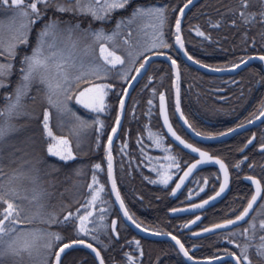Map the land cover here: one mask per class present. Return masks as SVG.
<instances>
[{"label":"trees","instance_id":"obj_1","mask_svg":"<svg viewBox=\"0 0 264 264\" xmlns=\"http://www.w3.org/2000/svg\"><path fill=\"white\" fill-rule=\"evenodd\" d=\"M187 1L131 0L126 9L114 12L106 20H94L91 15L59 13L54 8H48L45 11L43 6L38 4L37 7L41 9L43 16L34 25H31L28 43L21 44L16 49L11 75L5 80L7 86L0 88V109L6 107L8 104L6 97L14 93L20 81L23 57L31 54L32 47L36 43L37 33L50 19L78 23L83 28H102L109 32L118 21L129 17L135 7L158 6L165 9L162 40L170 47L158 46L157 49L149 53L167 52L178 61L181 70V107L194 129L202 134L217 135L254 119L264 106V69L262 64L253 63L236 75L222 76L207 74L188 65L174 46L175 22L180 9ZM30 2L31 0H26V3ZM241 11H244L246 15L256 14L255 20L245 24L239 15ZM262 11H264V4L261 3V0H249L247 8L243 7L241 0H200L190 9L183 21L182 31L188 53L197 61L218 68L233 66L246 56L264 54V22L261 21L259 15ZM12 14L13 12L7 9L0 11V17L3 16L7 20ZM232 21H235V24ZM154 22L159 27L158 21ZM131 29L134 30V28ZM197 29L205 35H197ZM131 33L130 31L129 34ZM129 34L126 38L127 43H134ZM8 59L7 55L0 57V62H7ZM115 80L116 78H111L110 81H105V83L113 85V90L108 101L110 107L101 115L102 129L99 124L95 123L100 114L97 115L85 109L75 100L68 102L70 109L68 113L69 115L74 113L75 117L80 118V121H77L73 116H64L60 119L57 117L60 112L54 106L55 104L47 106L44 103L45 100L39 96L38 85H35L31 90L30 97L35 104L31 107L28 127L34 133V155L37 157L41 169L46 172L43 174L45 179L47 178L52 185L50 192L55 195L50 198L47 206L59 213L57 216L59 220H63L65 213L75 212L90 199L91 190L88 185L92 183L95 173L99 184H103L105 187L101 199L105 200L103 213L106 215V221L111 222L113 218L118 217L120 237L113 238L110 226L106 230L99 229L96 234H93L100 236L101 243L86 236H78L68 224L52 223L49 226L54 230V233L63 234L64 243L76 239H86L94 243L102 251L106 264H154L161 259L162 264H179L182 260L180 256L176 255L173 244L166 241L154 242L138 238L127 227L126 231L130 240H127L125 248L122 249L123 223L111 198L106 161V144L119 115L123 88L125 89L127 86V84ZM161 94L168 97L170 115L176 129L186 135L175 115L172 68L163 60L155 61L134 88L126 105L122 129L113 147L116 180L120 193L135 218L151 229L178 234L177 236L181 238L182 242L189 247L192 240L186 235V231L185 234L179 233L178 228L180 229L182 223H186L193 215L182 217L172 215L176 207L186 203L181 202L183 196L177 199L173 198L171 191L179 172L194 158L175 146L165 135L158 107V99ZM45 111L50 114L49 126L54 135L68 138L74 159L63 161L47 153L50 138L46 136L43 128ZM76 123L82 124L80 128H85V131L76 134V129L74 130ZM252 132L250 130L240 133L221 143L200 144L201 147L213 155L219 156L227 163L232 174V187L228 196L221 203L204 212V221L199 227L210 226L233 218L245 208L253 192L251 185L244 181L246 174L258 177L264 186V151L259 150L264 145V123L255 129L256 142L248 147L247 142ZM98 143L99 146H97ZM5 156L7 155L5 154ZM96 164L101 165V170L94 169ZM160 164L164 169L168 167V164H179V169L171 167L172 179L166 185L159 182V174L162 173ZM44 165L49 168H44ZM205 171L217 174V169L213 167H209ZM5 175L3 171V176ZM152 181L157 182L152 183ZM99 184L94 185V188H97ZM210 185L211 187L205 193L199 194L196 200L208 197L218 189V174L211 180ZM4 192L8 193L6 190ZM6 199L10 200L11 197H6ZM263 201L264 194L258 208ZM13 203L22 208L16 199H13ZM102 207L104 206L102 205ZM26 219L21 214L22 223L17 224L16 228L30 226L27 225ZM32 224L33 226L42 225L37 221H32ZM47 225L48 223H46ZM246 225L247 223L243 226ZM216 237L213 235L206 238L203 242L205 244L192 251V256L200 258L218 254V248L225 246H219ZM135 238L140 240L141 250L135 247L134 244H137L134 241ZM56 243L60 244V242ZM106 244H108V248ZM129 257L132 259L130 260ZM253 261L256 264H264V260L261 261L257 257H254ZM21 263L24 262L20 257H6L4 261V264ZM61 264L97 263L87 250L75 249L64 256Z\"/></svg>","mask_w":264,"mask_h":264},{"label":"snow or ice","instance_id":"obj_2","mask_svg":"<svg viewBox=\"0 0 264 264\" xmlns=\"http://www.w3.org/2000/svg\"><path fill=\"white\" fill-rule=\"evenodd\" d=\"M131 3V0H31L30 3H26V0H0V11L7 9L14 13L15 16L22 18L25 23L20 25V34L14 38V41L5 47L3 41H0V57L7 55L9 58L7 62H0V88L6 87L7 84L5 80L11 75L13 69L12 61L16 56V49L21 44L28 43V32L31 30V25H34L39 21L43 12L40 8L37 7L38 4L43 6V9L46 11L48 8H54L59 13H72L76 15H91L94 20H106L111 17V15L119 10H124ZM192 0L184 5V8L180 9V17L184 15V9H186ZM261 3L264 4V0H261ZM241 4L244 8L248 7L249 0H241ZM240 18L245 24H248L255 20L256 14L246 15L244 11L239 13ZM261 21L264 22V11L260 14ZM178 17L175 22V32H176V43L183 48L184 41L179 35L181 32V18ZM144 20H156L158 21L159 27L156 25H148L153 28L154 33L156 34L153 39L150 41V48L146 47L145 51L151 50L157 46L170 47L167 43H164L162 40V27L165 22V9L157 8L153 6H137L135 7L130 16L124 19H121L117 22L116 30L112 32L111 35H106L103 30L92 32L91 35L94 37L93 44H99L101 41L104 43L112 42V49L101 46L99 56H96L94 51L91 54L89 59V66L87 71H83L84 63L74 52H70L65 55V49L59 47L60 36L67 34L71 38L77 31L80 30V25L64 23L58 19H50L47 23L43 25L41 30L37 33V39L35 45L32 47L31 54L25 55L21 61V77L20 81L14 90V93L7 96L8 104L4 109H0V117L7 116L8 120L5 123H0V181L3 179V164L4 159V140L6 135H10L12 132L16 131L15 125L11 124L12 117L20 115L22 108V101L27 96L33 85L42 86L45 90L47 100L50 105L53 104V96H63V101L57 103L54 106L57 108L58 112H69L68 102L75 100L77 104H80L85 109L96 113L99 115L107 110L110 105L106 103V98L109 95V92L112 90L113 85L108 83H102L100 81L107 78L109 73L113 70H116V75L121 79L127 80L126 75H122L123 66L126 64L125 57L127 61L132 63L135 62V59L143 56V53L137 52L136 55H133L131 50H125L120 48L114 41V37L121 35L119 31L122 27L132 28L138 25L141 21ZM235 24V21H232ZM142 32H145V28L139 29ZM85 39L87 38L88 32L85 30L83 33ZM197 35L204 36L205 34L197 29ZM127 43V41H125ZM73 48L76 47L74 43ZM92 46L85 45V49H88ZM124 51L125 56L117 55L116 52ZM163 54V53H160ZM187 54V53H185ZM188 59H192L191 56ZM259 59L264 61V56H260ZM80 61L79 68L77 67V61ZM145 62L140 64V67L136 69L137 73H140V70L145 68L148 58H144ZM199 63V61H196ZM246 63V61L241 60L240 64H234L233 68H239L241 64ZM172 64L175 65L176 61L172 60ZM121 68H117V66ZM110 66V67H109ZM207 67V65H205ZM220 71L221 69H215ZM103 74V75H101ZM132 80H136L137 77L133 76ZM179 79V73L177 72V80ZM78 93V94H77ZM89 94H94V99L92 102H88L86 97ZM124 95H127V89H124ZM161 106L163 108V102L165 97L163 94L160 95ZM151 104V101H149ZM124 100L120 101V109L123 111ZM177 110H179V89L177 87ZM49 113L44 112L43 128L48 138L53 143H50L47 148V153L51 156L59 157L63 161H68L74 159V154L71 147L69 146V140L65 137H59L54 135L52 128L49 126ZM75 116V114H72ZM261 116H264V111L260 113ZM77 121H80L79 117H75ZM164 122L168 126V131L174 136L177 140H180L179 136H176V133L172 130L170 124H168L167 113H164ZM251 122V121H249ZM95 123L100 125V128H103V122L97 119ZM187 123V121H185ZM117 127L112 128L113 136L117 132V128L120 125V116L116 118ZM242 126V125H241ZM189 127H191L189 125ZM229 131H234L230 129ZM75 135V132L73 133ZM222 133L221 135H223ZM197 135H200L197 133ZM113 136L108 137V176L112 181V190L116 191V199L120 201L121 208H124L123 200L120 198L119 192L116 190V181L112 175V156H111V145L113 142ZM181 144L185 142L180 140ZM251 143V141H249ZM58 146H63V150H60ZM99 146V143L97 144ZM159 146V144H157ZM188 148H192V145L186 144ZM79 147V145H77ZM264 147V145H262ZM192 151L199 152L201 157L200 160L193 164L187 172L184 173V176L180 178V183L176 185V189H179L184 183V180L191 174L193 169H195L199 164L207 161H211L213 158L208 155L206 152H201L199 149L192 148ZM175 159L174 157L172 158ZM215 163L220 165L221 170L224 172V183L220 187V191L216 193V196H220L224 192L225 188L228 186V169L222 161L219 159L215 160ZM238 166V165H237ZM171 167L179 169V164H173ZM94 169L101 170V165H94ZM156 171V169H153ZM159 182L162 184H168L172 179L171 175H168L166 172L160 173ZM253 184L256 185V194L252 196L251 200L248 203V206L244 208L243 212L238 215L235 220H228L224 224L215 225V228H225L228 225H235L238 222H246L248 227L244 228L241 232V236H245L249 240L256 238L258 232L264 233V219H261L259 223H256V217L253 216L251 220H247L249 217L250 211L253 209V205L257 202L258 197L261 195V185L260 181L256 180L253 177H248ZM157 181H152L156 183ZM99 184V180L95 173L93 174L92 183L88 185V188L91 190L90 199L86 204L81 205L76 209L75 212L69 211L67 215L64 216L63 220H59L56 214H52L51 217L46 221V223H56V224H74L77 234H82L84 236L90 235L95 229L89 228V224H95L96 221L93 219L94 212L90 211L89 208H94L96 202L100 199V193L105 190L103 184H99V188H94V185ZM173 192H175V190ZM203 190V189H201ZM6 197H11L13 199L17 198V193L9 191L7 194L4 192L3 184L0 183V207H3L7 203V209L3 212H0V264H4L6 257H22L24 253L31 254L32 246L35 242V238L43 241L42 247L43 250L49 255L54 256V261L52 264H61L62 256L66 251L75 247L76 245H85L83 239L73 240L69 243H63L64 238L59 233L54 232H41L38 237L36 234H33L34 240L29 242L25 240L21 244H17V241L21 238V233L17 232L16 225L22 223L21 214L23 209L18 205L11 202H7ZM216 197H211L210 199H215ZM209 201H204L200 205H194L193 207H203ZM83 210V212H82ZM124 215L132 220V217L128 214L127 210H124ZM260 215V214H258ZM100 220H103V216L99 217ZM199 219V217H197ZM78 222V223H76ZM133 224H136L132 220ZM194 223V222H193ZM113 231H115V221L112 224ZM136 227H140L139 224H136ZM147 231V229H145ZM205 232L212 231V229H204ZM13 233H16V239L9 242L7 247L4 244V237L11 236ZM249 233L251 235H249ZM232 235H236L233 233ZM96 239V237H93ZM173 240L179 245L180 250L184 253L185 256H188V251L184 248V245L172 237ZM261 243L256 247V253L260 257H264V235L259 237ZM56 242H60L58 246V251H53L54 247L57 246ZM232 243L233 241H229ZM139 244V242H136ZM86 247L92 249L95 252L97 257H100L99 251L93 248L91 243L86 244ZM240 247V245H237ZM252 247L250 244H246L240 256H237L235 253H229L232 257L235 258L236 264H240L241 258L246 264H252V261L249 259L248 250ZM191 258V257H189ZM131 260L132 257H129ZM216 259H219L217 257ZM100 264H104L103 259H100Z\"/></svg>","mask_w":264,"mask_h":264},{"label":"rangeland","instance_id":"obj_3","mask_svg":"<svg viewBox=\"0 0 264 264\" xmlns=\"http://www.w3.org/2000/svg\"><path fill=\"white\" fill-rule=\"evenodd\" d=\"M153 7L159 8L158 6H153ZM154 21L156 20L141 21L138 25L132 27L134 28L133 31L131 28H128V27H122L123 31H122V28L119 29V31L122 34L114 37L115 43L119 45L120 48H123L125 50H131L134 56L136 55L137 52L143 53V56L136 58L135 62H132V63L128 62L127 57H125L126 64L125 66H123L122 75H126L128 77L127 80L121 79L119 76L116 75V70H113L111 73H109L107 78H105L104 80L100 82L105 83L106 80L110 81L111 78H114V79L116 78L115 81H121L122 84L128 83L129 79L132 77L137 67L142 63V62L139 63L140 60L144 58L146 53L154 51L158 47L157 46L155 48H151V50L149 51H145L146 47L148 48L151 47L150 41L156 35L153 31V28L148 26L150 24L155 25L156 22ZM22 23H25V21H23L22 18L15 16L14 13L11 15L9 20L4 19L3 16L0 17V41H3L5 47H7L8 44L12 43L14 41V38L20 34V25ZM64 23H71V22H64ZM71 24H77V23H71ZM116 25L109 32L104 31L102 28H98V29H94L90 27L83 28L80 25V30L77 31L71 38H69L66 33L60 36L59 47L62 49H65V53H64L65 55H67L70 52H74L80 59L83 60V63H84L83 71H87L88 66H89V59L93 51L96 56H99L101 46H104L108 48L109 50H113L112 42L104 43L103 41H101V43L99 44H93L94 37L91 35V33L99 31V30H103V32L106 35H111L112 32L116 30ZM141 28H145L146 34L145 32H142L139 30ZM85 30L88 32L86 39L83 35ZM130 31L132 32L131 34H129ZM128 34L133 39L134 43H131V42L125 43ZM74 43L76 44L75 48L72 47ZM85 45H90L92 47L85 49ZM116 54L120 56H125L124 51L117 50ZM79 63L80 61L78 60L77 61L78 68H79ZM117 68L119 69L121 68V66L118 65ZM34 86L35 85L31 87L27 96L22 101V105H23L21 108L22 114L12 117L10 121L11 124L15 125L17 130L12 132L10 135H6V138L4 140V151H3L4 159L2 161V164H3V171L6 175L3 176V179L2 181H0V183L3 184L4 190L8 192L14 190L17 193V198L15 199L22 206V209H23L22 215L25 219L28 218L26 219L28 222L27 225L32 226V227L21 226L19 228H16L17 232L21 233V238L20 240L17 241V244H21L25 240L32 242L34 240L33 234H36L38 237L39 233L41 232H54L51 226H49L52 223H48V225L46 226V221L51 217L52 214H56V216H59V213L55 211V209L47 206V203L49 202L50 198H53L55 195L50 192V187L52 185L48 182L47 178L45 179L43 175L45 171L41 169V166L38 160L36 159L37 157L34 155V152H35V148H34L35 142L33 141L34 133L28 127L29 119L31 116V113H30L31 107L35 104V102H33L30 97L31 90L33 89ZM38 87H39L38 93H40L39 96L42 99H44L45 100L44 103L47 106H49L50 104L47 100L45 90L43 89L42 86H38ZM112 90L109 92V95L106 98V103L108 105H110L108 101H109V96H111ZM123 91H124V88H123ZM52 99H53V104L61 103L63 101V96H53ZM86 99L88 100V102H92V100L94 99V94H89L88 97H86ZM104 113L105 112L100 113V116H98L97 119L102 121L101 115ZM64 116L71 117L73 115H69L68 112H60V115L57 114V117L60 119H62V117ZM7 120L8 118L6 115L3 117H0V123H5ZM81 125L82 124L76 123L74 127V130L76 129V134H78V132L80 131L82 132L85 131V128H80ZM74 130H73V133H74ZM59 137L67 138L66 136H59ZM50 143H53V142L50 140ZM69 146H70V142H69ZM58 148L60 150H63V146H58ZM5 154L8 157L5 156ZM157 158L159 159V157ZM47 167H45L44 165V168L47 169ZM160 167H161L162 173L166 172L168 175H172V173H170L171 164H168V167L165 169L163 168L162 164H160ZM209 179H210V175H205L204 173L197 175L193 179L192 186H190L186 191V194H187V197L185 198L186 201L196 198L197 195L201 194L205 189H207L210 185ZM98 188L99 186L97 187V189ZM102 194H104V191L100 193V199L98 200V203L95 204V207L89 208L90 211L94 212L93 219H95L96 223L89 224V228H93L95 230L91 233L92 235L86 236L92 240H97L100 243L102 242L100 239V236L98 235L94 236L93 234H96L99 229L106 230V228H109L110 223H111V222L106 221V215L103 213L105 211V205H104L105 200L101 199L103 197ZM7 202L13 203V198H11L10 200H7ZM86 203L87 202H85V204ZM102 205L104 207H102ZM6 209H7V203H5L3 207H0V212L5 211ZM241 211H243V209ZM67 213H65V215H67ZM65 215H63V218ZM100 216H103V220L99 219ZM254 216L256 217L257 224L261 220L260 217L264 218V201L262 202V204L260 205V207L258 208ZM32 221H37L42 225L33 226ZM68 225L73 229V231H75V234H77L75 230V225L74 224H68ZM246 227H248V224L245 226V228ZM243 229L244 228H235V229L228 231V236L225 235L226 240L230 241L229 235L236 233V235H232V236L239 237L240 239L232 238V240L237 245H240L239 253L241 254V251L246 244H250L252 245V247H250L248 250L249 259L252 261L254 257H257L258 259H261V261H263L264 257H260L257 255L255 246H258L261 243L259 237L261 235H264V233L258 232L255 239L249 240L245 236L240 235V232ZM60 235L63 237L62 233ZM249 235L251 234L249 233ZM78 236H84V235L79 234ZM93 237H96V239H93ZM15 239H16V233H13L11 236H5L4 237L5 247H7V244L9 242ZM134 241L139 242V245L137 244H134V245L135 247H137V249L140 250L142 248L141 242L137 238H135ZM42 244H43V241H41L38 238H35V242L31 250V254L29 255L28 253H24L22 257H20L24 262L21 264H52V260L54 256H49L43 250ZM59 245H57V247H54L53 251H57ZM106 247L108 248V245ZM107 248H104V249H107ZM252 264H256V263L252 261Z\"/></svg>","mask_w":264,"mask_h":264},{"label":"water","instance_id":"obj_4","mask_svg":"<svg viewBox=\"0 0 264 264\" xmlns=\"http://www.w3.org/2000/svg\"><path fill=\"white\" fill-rule=\"evenodd\" d=\"M200 0H192V3L186 8L184 9V15L183 17H180V11L178 13V17L181 18V32H180V36L182 37L183 41H184V47L181 48L177 43H176V32H175V28H174V32H175V37H174V46L175 48L180 52V55L182 57V59L190 66L204 72V73H207V74H213V75H219V76H222V75H236L237 73L241 72L242 70H244L245 68L249 67L250 65H252L253 63H261L264 67V61H261L259 59L260 56H264V54H254V55H250V56H247L245 57L243 60L246 61V63L244 64H241V66L239 68H233V66L231 67H226V68H216V67H211V66H208L205 67V64L199 62L197 63L196 59L192 58L191 60L188 59V57L190 56V54L188 53L187 49H186V45H185V39H184V36H183V31H182V26H183V21H184V18L186 16V14L190 11V9L192 7H194ZM188 2V1H187ZM186 2V3H187ZM185 3V4H186ZM184 4V5H185ZM184 5L182 6V8H184ZM160 53H163V54H160ZM187 53V54H185ZM145 57L148 58V62L146 63L145 65V68L141 69L140 70V73L138 74L137 71L134 72V74L132 75L133 76H136L137 79L136 80H132L130 79L129 82L127 83V86L125 87V89H127V95L125 96L124 95V92H123V95H122V98L124 100V107H123V111H121L120 109V104H119V116H120V125L119 127L117 128V132L116 134L113 136V133L111 132L110 136H113V142H112V145H111V156H112V175H113V178L115 179L116 181V190L119 192L120 194V198L123 200L122 196H121V193L119 191V188H118V184H117V180H116V166H115V158H114V154H113V147H114V144L120 134V131L122 129V124H123V120H124V115H125V109H126V105H127V102L130 98V95L132 94L134 88L136 87V85L138 84V82L143 79V77L147 74V72L149 71L150 67H151V64L155 61H158V60H163L165 61L166 63H168L170 65V67L172 68V74H173V97H174V104H175V115H176V118H177V121L178 123L181 125V127L186 131V133L193 139L195 140L196 142H200V143H204V144H210V143H220V142H224V141H227V140H230L231 138H233L234 136L240 134V133H243V132H246V131H250L252 130L253 133L249 139V141H251V143H249V141L247 142V146L250 147L252 146L253 144H255L256 142V132H255V129L258 128L259 126H261L263 123H264V116H261L260 114L258 116H256L254 119L250 120L251 122H246L244 124H241L239 126H236L232 129H234V131H226V132H223L224 134L221 135V134H218V135H203V134H200V135H197V131L192 127V125L187 121L183 111H182V108H181V70H180V66H179V63L176 59H174L169 53L167 52H153V53H149L148 55H146ZM172 60H175L176 61V64L173 65L172 64ZM145 60L143 59V62L144 63ZM241 62V61H240ZM240 62L238 64H240ZM140 67V65L137 67V69ZM215 69H221L220 71H216ZM177 72L179 73V79L177 80ZM131 77V78H132ZM177 87L179 89V110H177ZM165 100L163 102V108L161 106V100H160V97L158 99V107H159V116H160V120H161V124H162V127L167 135V137L173 142V144H175L176 146L180 147L181 149H183L185 152L191 154L195 159L189 163L185 169L181 172V174L179 175L177 181L175 182L174 186H173V189H172V196L174 198H177L181 192L185 189V187L189 184L190 180L192 179V177L199 171L205 169V168H208V167H214L217 169L219 175H220V186L218 188V190L212 194L210 197L204 199V200H201L199 202H196V203H193V204H190V205H187V206H184V207H179V208H176L174 213L176 215H185V214H190V215H194V214H199L197 217H199V219H197V217H195L194 219H192V221L190 222V224L188 225V227H192L194 226L197 222H199L202 218L201 216V212L209 209L210 207H213L215 206L216 204H218L222 199H224L227 194L229 193L230 189H231V180H232V175H231V171H230V168L229 166L227 165V163L222 159L220 158L219 156H216V155H213L211 154L208 150L200 147V146H197L196 144L186 140L178 131L177 129L175 128L173 122H172V119H171V115H170V108H169V100H168V97L165 96ZM121 101V100H120ZM262 111H264V107L262 109ZM261 111V112H262ZM167 113V117H168V124L171 125L172 127V130L176 133V136H179L180 137V140H183L185 143L184 144H181L180 143V140H177L174 136H172V134L168 131V126L165 124L164 122V113ZM185 121H187V123H185ZM189 125L191 127H189ZM114 127H117V125L115 124ZM186 144H190L192 145V148H196V149H199L201 152H206L208 153V155L210 157H212L213 159L211 161H207L204 162V163H201L199 164L195 169H193V171L191 172V174L184 180V183L181 185V187L179 189H176V185L178 183H180V178L184 176V173L188 171V169L193 165V164H196V162L198 160L201 159L200 155H199V152H194L192 151V148H188L186 147L185 145ZM107 149H108V142L106 144V152H107ZM264 149V148H263ZM108 152H107V156H106V161H107V164H108ZM216 159H219L220 161H222L224 163V165L227 166V169H228V186L225 188L224 192H222L220 194V196H216V193L220 191V187L221 185L224 183V172L221 170L220 168V165L215 163V160ZM108 169V167H107ZM108 173V171H107ZM248 177H253L255 178L256 180H259V178L253 176V175H248L246 176L245 180L248 184H250L252 186V189H253V195L256 194V185L253 184L249 179H247ZM260 181V180H259ZM108 185H109V189H110V193H111V197H112V200H113V203L115 205V207L117 208L119 214H120V217L122 219V221L133 231L135 232L138 236L142 237V238H145V239H148V240H152V241H170L172 242L173 244H175V246L178 248V251L179 253L181 254V256L184 258V260L188 263V264H222V263H226V262H231L233 264H236L235 262V258L232 257L231 255L228 254H224L222 256H219V259H216V258H212V259H203V260H196L194 259L188 252V256H185L184 253L180 250V247L179 245L176 243L175 240L172 239V237L174 235L170 234V233H164V232H152V231H145V228L142 227L140 225V227H136V224H138L133 218L132 220H134L136 222V224H133L132 223V220H129L125 215H124V210L126 209L128 214L130 215L126 205H125V202L123 201L124 203V208H121L120 206V201L116 199V191H113L112 190V181L111 179L109 178L108 176ZM260 185H261V195L260 197H258L257 199V202L253 205V209L250 211V214H249V217L246 218L247 220H249V218L251 217V215L253 214V212L255 211V209L257 208V206L259 205V203L261 202L262 200V197H263V193H264V188L262 186V183L260 181ZM175 190V192H173V190ZM211 197H216L215 199H210ZM252 198V197H251ZM250 198V200H251ZM209 201L207 204H205L202 208L201 207H193L194 205H200L202 204L204 201ZM249 200V201H250ZM249 203V202H248ZM248 203L246 205V207L248 206ZM245 207V208H246ZM243 212V211H242ZM241 214V213H240ZM239 214V215H240ZM131 216V215H130ZM132 217V216H131ZM237 217V216H236ZM234 217L233 219H230V220H235ZM228 221V220H227ZM194 222V223H193ZM226 221L224 222H221V223H218V224H224ZM245 222H238L237 224L235 225H228L227 227L225 228H215L214 226L215 225H218V224H215V225H212L210 227H208L207 229H212V231H207L205 232L204 229L200 232H196L194 234V236H200V235H206V234H212V233H216V232H219V231H224V230H230L234 227H237V226H240L242 224H244ZM116 220H115V231H113V233L116 235ZM112 230H113V227H112ZM176 237V236H174ZM177 240L180 241L179 238L176 237ZM85 241V240H84ZM181 242V241H180ZM88 243H91L89 241H85V245H76L75 247L71 248L70 250L66 251L65 254H63L62 256V260L64 258V256L69 253L70 251L72 250H75V249H85L87 250L96 260L97 264H100V259L102 258L103 261H104V264L105 263V260L102 256V253L101 251L98 249L97 246H95L94 244L93 245V248H95L97 251H99L100 253V257H97L95 252L92 251V249H89L88 247H86V244ZM185 248V247H184ZM186 249V248H185ZM58 251V250H57ZM191 257V258H189ZM62 260H61V263H62ZM53 261H54V258H53ZM240 264H243L242 261L240 262Z\"/></svg>","mask_w":264,"mask_h":264},{"label":"flooded vegetation","instance_id":"obj_5","mask_svg":"<svg viewBox=\"0 0 264 264\" xmlns=\"http://www.w3.org/2000/svg\"><path fill=\"white\" fill-rule=\"evenodd\" d=\"M220 68V67H219ZM187 119V118H186ZM187 121H188V119H187ZM189 122V121H188ZM190 123V122H189ZM193 127V126H192ZM198 133H200V132H198ZM181 134V133H180ZM201 134V133H200ZM203 135H207V134H203ZM218 135V134H217ZM186 140H188V141H190V142H192V143H194L193 142V140H191L187 135H182ZM221 143V142H220ZM195 144V143H194ZM200 144H204V143H200ZM210 144H213V143H210ZM214 144H216V143H214ZM175 145V144H174ZM176 146V145H175ZM180 148V147H179ZM264 147H260L259 148V150L260 151H264V149H263ZM181 149V148H180ZM183 150V149H182ZM210 152V151H209ZM211 153V152H210ZM209 168V167H208ZM207 168H205V169H203V170H201L200 172H197L193 177H192V179L190 180V182H189V184L185 187V189L181 192V194L177 197V198H179V197H181V196H183L182 197V200H181V202H184V203H186V204H182V205H180V206H178V207H176V208H179V207H184V206H187V205H190V204H193V203H196V202H199V201H201V200H204V199H206V198H208V197H210V196H208V197H205V198H203V199H201V200H196V198H197V196H199V195H197L196 196V198H194V199H192V200H188V201H186V197H187V194H186V191H187V189L190 187V186H192V184H193V179L197 176V175H200V174H202V173H204L205 175H210V179H209V182L211 183V180L213 179V178H215L216 176H217V174L215 173H213V174H210L209 172H207V171H205ZM231 171V170H230ZM232 175V174H231ZM248 175H252V174H246V176H248ZM173 176H175V175H173ZM246 176L244 177V181H246L245 180V178H246ZM254 176V175H253ZM256 177V176H255ZM258 178V177H257ZM260 180V179H259ZM232 181V180H231ZM261 181V180H260ZM261 183H262V181H261ZM250 185V184H249ZM262 186H263V183H262ZM211 187V185H209V187L207 188V189H205L201 194H203V193H205L209 188ZM231 187H232V185H231ZM263 188H264V186H263ZM217 191V190H216ZM215 191V192H216ZM230 191H231V189H230ZM230 191H229V193H230ZM228 193V194H229ZM228 194H227V196H228ZM252 194H253V192H252ZM264 194V193H263ZM212 195V194H211ZM226 196V197H227ZM225 197V198H226ZM177 198H175V199H177ZM224 198V199H225ZM224 199H222L219 203H221ZM262 199H263V197H262ZM125 201V200H124ZM126 203V202H125ZM260 204V203H259ZM217 205V204H216ZM127 206V205H126ZM259 206V205H258ZM258 206H257V208H258ZM127 208H128V206H127ZM175 208V209H176ZM211 208V207H210ZM209 208V209H210ZM256 208V209H257ZM175 209L173 210V212H172V215L173 216H175V217H182V216H189L190 214H185V215H176L175 213H174V211H175ZM244 209V208H243ZM256 209H255V211H256ZM208 210V209H207ZM207 210H205V211H203V212H201L202 214H201V216H202V218H201V220L199 221V222H197L194 226H192V227H188V225L190 224V222L192 221L191 219H193V218H195V217H197L199 214H195V215H193V217L191 218V219H189L186 223H182V225L180 226V229L178 228V231H179V233L180 232H183L184 234H185V231H186V235L192 240V242L190 243V245H189V247H187L184 243V245H185V247H186V250L189 252V254L192 256V251H194V250H196V249H198L199 247H201L203 244H205V243H203L204 242V240L206 239V238H208V237H211V236H213V235H216L217 237H216V241H217V243H218V245L219 246H225V247H219L218 248V251H217V253L218 254H215L214 256H209V257H200V258H196V257H194V259H196V260H203V259H212V258H216V257H219V256H222V255H224V254H228V253H235L237 256H240V253H239V247H237V244L232 240V238H235V239H240L239 237H236V236H232V235H229V237H230V240L231 241H233L232 243H230L229 241H227L226 240V238H225V235L226 236H228V231H230V230H232V229H235V228H245V226H243L244 224H246V222L244 223V224H242V225H240V226H237V227H234V228H232V229H230V230H224V231H219V232H216V233H212V234H206V235H200V236H194V234L196 233V232H200V231H202L203 229H206V228H208L207 226L206 227H199V226H201L202 225V222L204 221V218H203V214H204V212H206ZM128 211H129V213H130V215H131V212H130V209L128 208ZM255 211L253 212V214L255 213ZM239 214V213H238ZM252 214V215H253ZM252 215H251V217H252ZM132 216V218L138 223V224H140L142 227H145L146 229H148V230H151L152 232H155L154 231V229H151L150 227H148L146 224H144V223H142L140 220H138L137 218H135L133 215H131ZM191 216V215H190ZM251 217L249 218V220L251 219ZM178 227H179V225H178ZM176 228H177V226H176ZM126 226L123 224L122 225V249L123 248H125V246H126V242H127V240H130V239H128V233H127V231H126ZM157 232H164V233H170V234H172V235H174V236H176L177 238H179L180 240H181V238L179 237V236H177L175 233H173V232H170V231H165V230H160V231H157ZM139 240V239H138ZM140 241V240H139ZM159 241V240H158ZM158 241H154V242H158ZM182 241V240H181ZM141 250V249H140ZM175 251H176V255H178V256H180L179 255V253H178V251L175 249ZM180 258H181V260H182V262H179V264H188L181 256H180ZM241 261H242V263L243 264H246L244 261H243V259L241 258ZM252 261H253V259H252ZM254 262V261H253ZM233 264V263H231V262H226V263H222V264ZM154 264H162V259L161 260H157Z\"/></svg>","mask_w":264,"mask_h":264}]
</instances>
